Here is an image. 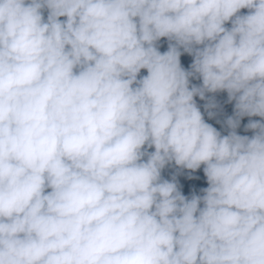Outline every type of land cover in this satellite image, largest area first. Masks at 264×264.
<instances>
[{
    "label": "clouds",
    "instance_id": "1",
    "mask_svg": "<svg viewBox=\"0 0 264 264\" xmlns=\"http://www.w3.org/2000/svg\"><path fill=\"white\" fill-rule=\"evenodd\" d=\"M0 264H264V0H0Z\"/></svg>",
    "mask_w": 264,
    "mask_h": 264
},
{
    "label": "rangeland",
    "instance_id": "2",
    "mask_svg": "<svg viewBox=\"0 0 264 264\" xmlns=\"http://www.w3.org/2000/svg\"><path fill=\"white\" fill-rule=\"evenodd\" d=\"M245 11V10H242ZM160 49L167 47V42L165 38H161L158 42ZM162 51V50H161ZM181 64L185 68L190 64L191 57L187 54L181 55ZM141 75L145 74L144 70H141ZM191 83L199 84V80H191ZM214 96L216 102L218 104V108L214 109L213 111L216 113L212 118H209L207 114L204 112L203 104L205 101H201L198 97H195L198 106L201 109V112L204 114V119L207 123L213 125V127L217 128L218 131H221L222 134H226V129L222 127L224 119L232 114V103L227 102V94L225 92L219 93H206V96ZM249 117L241 118V126L237 129L238 134L241 135H251V132H245L243 130V125L247 122ZM251 119H259L258 117H252ZM219 121V123H218ZM175 174L178 187L180 191L184 195H191L193 192L199 193V189L201 187H206V181L203 177V173L201 169L196 170L195 172H190V170H178L174 166L166 167L165 170L162 172V175L165 178L170 179L172 175Z\"/></svg>",
    "mask_w": 264,
    "mask_h": 264
},
{
    "label": "trees",
    "instance_id": "3",
    "mask_svg": "<svg viewBox=\"0 0 264 264\" xmlns=\"http://www.w3.org/2000/svg\"><path fill=\"white\" fill-rule=\"evenodd\" d=\"M160 50L164 51V50H166V47H165V48H161ZM210 96H211V95H210Z\"/></svg>",
    "mask_w": 264,
    "mask_h": 264
}]
</instances>
